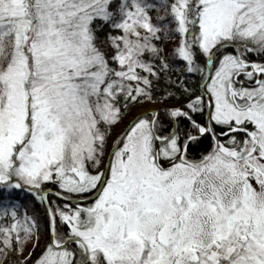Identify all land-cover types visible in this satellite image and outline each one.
<instances>
[{
    "label": "snow or ice",
    "instance_id": "1",
    "mask_svg": "<svg viewBox=\"0 0 264 264\" xmlns=\"http://www.w3.org/2000/svg\"><path fill=\"white\" fill-rule=\"evenodd\" d=\"M0 264H264V0H0Z\"/></svg>",
    "mask_w": 264,
    "mask_h": 264
}]
</instances>
